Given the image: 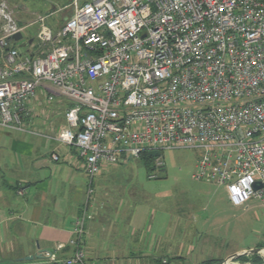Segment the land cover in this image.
<instances>
[{
	"label": "built area",
	"instance_id": "obj_1",
	"mask_svg": "<svg viewBox=\"0 0 264 264\" xmlns=\"http://www.w3.org/2000/svg\"><path fill=\"white\" fill-rule=\"evenodd\" d=\"M8 1L0 0L1 129L76 150L89 186L143 153L159 152L160 171L164 150L196 149L193 179L223 186L233 206L264 204V0H73L56 31L44 17L32 22L33 53L11 39L25 26ZM38 96L69 102L52 134L31 128ZM88 218L83 208L60 263L86 264Z\"/></svg>",
	"mask_w": 264,
	"mask_h": 264
},
{
	"label": "crops",
	"instance_id": "obj_2",
	"mask_svg": "<svg viewBox=\"0 0 264 264\" xmlns=\"http://www.w3.org/2000/svg\"><path fill=\"white\" fill-rule=\"evenodd\" d=\"M12 1L19 2H9ZM53 16L54 12L44 16L45 24L46 18ZM60 26L49 25L53 31ZM23 44H27L23 46L24 53H33L35 35L27 36ZM40 97L28 105L31 128L52 134L64 123L63 114L68 105L63 103L61 107L56 101L46 111L39 102ZM52 153L59 156V161L51 160ZM138 161L142 163L134 160L136 167ZM78 162L74 149L69 150L43 136L0 128V264H20L25 257L43 252L52 253L58 262L68 258L72 253L69 240L73 222L83 208L89 216L83 236L86 264L128 261L135 255L130 246L135 245L136 250V246L145 244L150 249L143 253L157 254L154 261L188 264L184 262L182 240L199 235L198 231L195 234L190 231L196 226L190 212L175 210L170 203L161 216L153 217L149 213L144 220L140 206L144 205L146 196L137 202V188L122 194L126 188L120 184L122 191L119 192L107 185L108 180H114L117 170L132 165V160L105 167L90 186ZM142 193L145 192L141 190ZM171 234L176 237L172 241ZM59 245L63 249L56 251Z\"/></svg>",
	"mask_w": 264,
	"mask_h": 264
},
{
	"label": "rangeland",
	"instance_id": "obj_3",
	"mask_svg": "<svg viewBox=\"0 0 264 264\" xmlns=\"http://www.w3.org/2000/svg\"><path fill=\"white\" fill-rule=\"evenodd\" d=\"M10 1V0H9ZM7 2L8 12L11 13L14 22L26 25L28 28L22 33V39L18 42L17 48L23 50V43L27 36L32 38L36 34L38 26L32 22L38 17H44L48 13L55 14V17H47L46 24L58 27L64 18L72 14L73 0H19V2ZM2 25L3 22L0 21ZM33 24V25H32ZM40 94V88L36 90ZM56 101L61 107L67 106L68 101L63 98H55L53 102L43 100L40 103L43 109L48 111ZM201 152L196 149L173 148L164 150L161 159L164 163L163 171L155 170L156 178L149 179V174L142 163L134 165V160L124 170H117L116 177L108 180L110 189L128 193L131 188H137V202L141 196L144 205L140 206L142 218L145 220L147 214L161 216L166 207L171 203V208L190 212L196 226L191 227L192 233L199 232L195 237H186L182 240L183 255L185 263H201L206 260L215 259L224 261L227 256L258 248L264 245V204L259 200L251 199L244 206H233L227 201L226 189L222 186L208 184L193 179L194 166L199 159ZM132 166V167H131ZM154 171V170H153ZM151 173V172H150ZM143 190L145 193H141ZM148 205V206H146ZM189 210V211H187ZM186 216V214H185ZM197 228V229H196ZM171 234V241L176 237ZM179 238V237H178ZM180 239V238H179ZM145 240V239H144ZM130 246L134 257L124 262L112 264H153L157 254H144L150 247ZM190 249V250H189ZM142 251V253H138ZM144 251V253H143ZM228 258V257H227ZM221 261V262H222ZM39 262L32 264H46ZM51 263V262H49ZM172 264H180L173 263ZM230 264H264V254L247 256L243 261L233 260ZM220 264V263H219Z\"/></svg>",
	"mask_w": 264,
	"mask_h": 264
},
{
	"label": "water",
	"instance_id": "obj_4",
	"mask_svg": "<svg viewBox=\"0 0 264 264\" xmlns=\"http://www.w3.org/2000/svg\"><path fill=\"white\" fill-rule=\"evenodd\" d=\"M11 39H13L14 41H19L22 39V34L20 33H17L15 35H13L11 37ZM148 155L152 158L154 157H157L159 156V152L158 151H151L148 153ZM261 188V184L260 183H255L254 184V190H257ZM264 251V248H254V249H250V250H247V251H243V252H240V253H236V254H233L231 256H229L228 258H226L224 261L220 262V264H225V263H229L230 261H233V260H237L241 257H247L249 255H254V254H259V253H262ZM43 259V256H42V253L40 254H36L34 256H28V257H25L23 260H20L19 262H31V261H34V260H42Z\"/></svg>",
	"mask_w": 264,
	"mask_h": 264
},
{
	"label": "trees",
	"instance_id": "obj_5",
	"mask_svg": "<svg viewBox=\"0 0 264 264\" xmlns=\"http://www.w3.org/2000/svg\"><path fill=\"white\" fill-rule=\"evenodd\" d=\"M140 161L143 163V166L146 168V171L148 172L149 175L151 173H154L155 172L156 169H155L154 164H153L154 159L152 157H150L147 153H143L141 155ZM257 247L258 248H264V245L263 246L262 245H258ZM246 258L247 257H241V258H239L237 260L243 261ZM32 262L39 263V262H42V261H40V260H34V261H31V262H22L20 264H32ZM220 262L221 261H219V260H213V259H211V260L203 261V262H201L199 264H219ZM46 264H62V263H60V262H54V263L47 262ZM153 264H172V263L169 260L163 262V260L158 259V260L154 261Z\"/></svg>",
	"mask_w": 264,
	"mask_h": 264
},
{
	"label": "bare ground",
	"instance_id": "obj_6",
	"mask_svg": "<svg viewBox=\"0 0 264 264\" xmlns=\"http://www.w3.org/2000/svg\"><path fill=\"white\" fill-rule=\"evenodd\" d=\"M262 253L264 254V251H263ZM225 264H230V263L227 262V263H225Z\"/></svg>",
	"mask_w": 264,
	"mask_h": 264
}]
</instances>
